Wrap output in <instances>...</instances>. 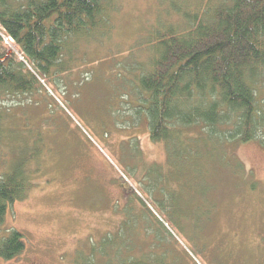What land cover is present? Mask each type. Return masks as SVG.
Segmentation results:
<instances>
[{
  "label": "rangeland",
  "instance_id": "374dc122",
  "mask_svg": "<svg viewBox=\"0 0 264 264\" xmlns=\"http://www.w3.org/2000/svg\"><path fill=\"white\" fill-rule=\"evenodd\" d=\"M158 2L118 0L108 36L82 48L85 65L59 90L44 80L36 95L0 93V176L21 164L32 184L0 226L22 233L25 249L0 264H76L133 217L125 214L132 192L142 196L140 183H148L152 166L174 196L179 226L143 193L145 205L166 228L164 246L173 241L187 255L181 264H264V147L228 144L211 165L193 171L188 162L177 173L164 144L150 140L145 120L123 123L128 107L115 100L128 85L123 63H132L129 50L161 13Z\"/></svg>",
  "mask_w": 264,
  "mask_h": 264
},
{
  "label": "trees",
  "instance_id": "16d2710c",
  "mask_svg": "<svg viewBox=\"0 0 264 264\" xmlns=\"http://www.w3.org/2000/svg\"><path fill=\"white\" fill-rule=\"evenodd\" d=\"M117 5L118 0H0V93L36 95L44 80L59 90L85 65L82 48L108 36ZM158 6L161 13L129 50L132 63H123V96L111 94L118 96L116 105L128 107L123 123L145 120L150 140L164 144L167 164L177 173L188 162L193 171L211 165L228 144L264 147V0H159ZM2 124L0 112V137ZM153 170L148 183H140L142 196L132 192L135 201L125 214L133 217L93 243L76 264H181L185 253L173 241L164 246L166 228L145 205L143 193L168 223L179 226L174 196ZM31 185L21 164L0 176V226ZM5 232L0 231V259L10 261L23 253L24 236Z\"/></svg>",
  "mask_w": 264,
  "mask_h": 264
}]
</instances>
